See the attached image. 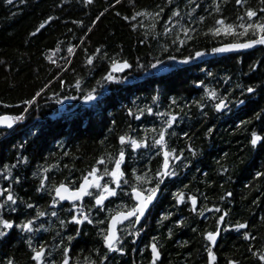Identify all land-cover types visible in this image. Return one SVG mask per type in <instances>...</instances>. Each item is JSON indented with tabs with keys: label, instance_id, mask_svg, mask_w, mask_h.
Wrapping results in <instances>:
<instances>
[{
	"label": "trees",
	"instance_id": "trees-1",
	"mask_svg": "<svg viewBox=\"0 0 264 264\" xmlns=\"http://www.w3.org/2000/svg\"><path fill=\"white\" fill-rule=\"evenodd\" d=\"M247 8L257 11L253 21L264 16L259 11L264 0H245L242 5L236 0H0V115L24 113L23 120L0 130V189L5 190L0 191V213L13 207L17 213L27 201L44 207L53 198V185L63 181L76 186L93 165L98 172L105 165L110 170L121 147L122 192L108 197L101 209L92 207L89 199L85 211H104L106 219L109 209L112 214L123 210L119 206L132 203L125 193L134 182L133 169L137 174L155 173L161 164L153 138L166 114H174L165 130L166 147L176 155L184 149L183 163L171 165L176 175L165 178L160 192L161 209L171 215L151 216L147 224L167 235L166 241H159L167 251L163 258L172 260L170 264H206L211 243L203 234L217 231L215 221L224 215L212 246L213 264H263L259 256L264 255V175L256 173L264 174V45L226 55L208 52L223 43L255 38L251 31L244 37L208 31L217 19H224L236 25L238 33L241 21L247 22ZM49 16L53 19L40 28ZM197 51L206 54L197 57ZM184 57L192 58L185 62ZM113 59L127 60L130 66L113 73L119 79L109 81L103 77ZM156 60L161 64L148 67ZM250 86L252 93L245 91ZM42 88L31 105L23 103ZM205 88L214 89L217 99L208 98ZM89 91L94 99L86 101ZM219 98L227 107L216 111L213 105ZM253 131L261 137L256 146L250 143ZM124 134L144 139L145 144L135 150L128 141L121 145L118 137ZM42 177H47L44 191L37 193ZM178 190L185 193L180 204L173 195ZM8 191L14 201H6ZM188 195L196 197L195 206ZM206 208L213 210L203 211ZM10 215L0 217L16 221V215ZM62 217L49 226L61 227V220L66 221L63 227L75 226ZM237 223L245 228L232 227ZM11 242L4 246L6 254L17 258L20 248ZM84 243L88 249L97 241Z\"/></svg>",
	"mask_w": 264,
	"mask_h": 264
},
{
	"label": "snow or ice",
	"instance_id": "snow-or-ice-1",
	"mask_svg": "<svg viewBox=\"0 0 264 264\" xmlns=\"http://www.w3.org/2000/svg\"><path fill=\"white\" fill-rule=\"evenodd\" d=\"M7 3H11L12 0H6ZM85 3H91L92 0H84ZM116 3H119V0H115ZM131 2V0H130ZM215 2V0H214ZM236 3L238 5H242L245 3V0H236ZM215 11H219V8L216 7L214 9ZM160 11H163L161 9ZM260 12H264V8H261L259 10ZM142 14H147V13H142V12H136L135 15L139 16ZM153 15H156L158 17L159 13H154ZM173 16L177 15V13L174 11L172 13ZM245 15L247 17V22L241 21V23L238 25V28L240 31L237 33L236 29L237 26L233 24L226 23L224 19H217L215 21L216 26L215 27H210L208 29L209 32L214 33L216 35H219L223 33L224 35H238L239 37H244L246 33L251 31L254 35L255 38L252 39H245L243 42H232V43H223L218 47H213L208 52L215 54V53H225V52H230L236 49H248L253 47L254 45H264V16L259 17L257 20L253 21L252 18L257 16V11L253 10L252 8H247L245 11ZM99 16H97L96 20L92 21V24H95L97 20H99ZM53 17L49 16L47 20H45L41 25L40 28L44 26L48 21L52 20ZM124 19H129V17H124ZM171 19V17H169ZM201 20L204 19V17L200 18ZM238 20H241V17H237ZM75 23L80 24V21H76ZM133 28H135V25H133ZM40 29L38 28L37 31ZM165 32L168 31V28L165 27L164 29ZM186 32L187 29H184ZM72 47L69 46L68 51L72 52ZM206 54L205 52L202 51H197L195 52V56L199 57L201 55ZM192 57H184V61L187 62L189 59ZM168 59H175V57H168ZM87 62L91 63L92 62V57L88 56L87 57ZM161 64L160 60H156L155 63L149 64L148 67L150 68H156L157 65ZM130 65L127 60H122V61H117L116 59L111 60L110 63V68L108 73L103 77V79L112 81V80H117L119 77L113 75V73L116 72H121L124 69L128 68ZM137 67H142L139 63L137 64ZM256 65L253 64L252 68H255ZM212 74L209 73V76ZM77 84L79 85V81H77ZM45 88L47 85L44 86ZM44 91V89H40L35 95L31 97V99L24 101V104L31 105L36 98ZM248 93H252L254 91L253 87H247L245 89ZM205 94L208 98H211L213 100L217 99V93L214 89H208L205 88ZM93 93L92 91H89L87 94L84 95L83 99L84 100H92ZM153 100H156L157 97L153 96ZM240 103V101H237ZM175 101H173V104ZM198 106L203 109L204 104L197 102ZM227 107V101L223 98H219L218 102L214 103L213 108L216 111H219L221 109H225ZM148 112H152L151 108H147ZM158 116H163L165 114L162 113H157ZM167 118L163 121V125L159 128L158 132H156L155 129L151 130L153 132H156L155 137L153 138V144L152 147L159 146V152L162 155V162L158 166L157 170L155 173H151L148 170L145 171L144 174H137L136 170L133 169V180L134 182L131 183L130 185V190L129 192H126L125 195H130L132 200L134 201V204L132 206H126V205H121L123 210L120 211H115V214H112L113 210L109 209V214L110 218L107 220V230L106 234H104V230H101V235L103 238V243L107 247L108 251H113L115 250L116 252H123L124 249L123 247H117V244L120 242V238L117 235V225L120 224L122 221H128L129 227L130 228H135V224L137 222L141 221V217L146 215V210L149 209L150 205H152L153 201L157 198L158 196V190L159 188L163 185L165 182L166 177H172L176 175V172L171 168L172 164H175L177 161H180L183 163V158H182V153L184 149H181V155H176L175 154V149L169 150L166 147V129H169V127L172 125L175 115L174 114H166ZM261 113H257V116H260ZM24 119V113H20L19 115H0V124L7 125V127L11 128L12 124L15 121L18 120H23ZM244 121H241V124H244ZM250 123V121H249ZM212 131L211 128L208 129V132L210 133ZM185 137H187V133L184 134ZM119 142L121 145L125 144L126 141L130 142L132 149H137L141 145L145 144L144 139L137 140L136 138L130 137L127 134L120 135L118 137ZM261 140V137L253 131L251 134V140L250 143L252 146H256L257 142ZM188 151L191 152L193 155H195V150L191 147V145L188 146ZM112 159V157H109ZM125 159V152L123 147L120 148L118 154L114 158V165L111 166L109 170V166L105 165V168L103 172H98L97 168L95 165L92 166V169L89 173L84 175L82 177L81 182L79 183L78 188H74L73 190H69L67 185L61 181L59 185H53L51 189H49L50 193L54 191L55 197H58L60 200H70V201H76L80 200L84 196H93V192L90 191V189H95L98 194H95L94 200L95 203L92 207L96 206H102L105 202V200L108 197L116 196L118 195V192L121 190L120 189V184H121V179L125 175L124 172L121 170V164ZM97 163H104L103 160H98ZM186 166V165H185ZM51 167V166H49ZM7 169V166H5ZM47 169H41V172L46 171ZM36 175V173H34ZM262 174L261 172H257L256 176L260 177ZM91 177V178H89ZM102 177H109L108 182H102ZM47 177H42L40 179V186L38 187L37 191H40L41 189L44 188L46 184ZM115 184L116 187H112L110 185ZM124 185H129L128 180H123ZM186 187V186H185ZM0 191H5L4 189H0ZM176 203L180 204L182 199L185 197V193L183 191L178 190L177 192L173 193ZM225 195H230V193H226ZM6 199L8 201H14V196L11 193V191H8V194L6 196ZM187 199L191 201L192 205L195 206L197 203L196 197L193 195H188ZM220 199H224V197H220ZM57 201L55 199L52 200V204H56ZM27 207H32L31 204L27 205ZM74 209L76 212L79 213V216L72 214L70 215V221L74 222L75 224L79 225L82 221H88L89 223H92L93 221L89 218L88 215L85 214L84 210L76 205H73ZM12 211H15V208H11ZM195 210V209H193ZM213 209H204L203 211H212ZM89 212L91 209L88 210ZM203 211L200 213L203 215ZM218 211V209H217ZM45 212L43 211H37L36 217L39 216H44ZM53 216L56 215L55 212L52 213ZM171 213L164 214L162 216V219H167L168 216H170ZM36 217H33L32 220L36 219ZM131 218V219H130ZM225 219L224 215H220L217 217L215 223L217 227V231H206L203 236L204 238L211 242L214 243L216 241L217 233L219 231L221 221ZM32 220H28L26 222H23L20 225H15L16 227H20L22 229H26L29 232L32 231L31 224ZM103 223V222H100ZM177 224H181L182 221H176ZM66 221L61 220L60 225L61 227L65 226ZM0 225H3V229L7 230L8 228L13 226V222L7 219H3L0 217ZM43 227V225H41ZM232 227L236 229H243L245 228V225L242 223H237L235 225H232ZM79 230V229H78ZM5 232L0 231V236H4ZM133 235H135V232H133ZM169 235H171V230L169 231ZM244 237L246 239L249 238V234L247 231L244 232ZM69 241L73 239V236L69 235L67 237ZM155 240V237L153 238ZM31 247V245H30ZM151 247V253H152V260L151 264H156V260L159 257V252L157 250V244L152 243L150 245ZM64 251V259L61 261V264H69V259H68V253L69 249L65 247L63 249ZM207 254H208V264H213V261H215L216 257L213 253V249L211 247L206 248ZM33 252V257L32 259L36 262V264H42L43 260V255L45 252V246L41 245L39 249L32 248ZM253 255H257V253H253ZM104 260V258H101ZM259 259L261 261H264V255H260ZM6 264H13V261L9 259ZM228 264H234L233 261H229Z\"/></svg>",
	"mask_w": 264,
	"mask_h": 264
},
{
	"label": "flooded vegetation",
	"instance_id": "flooded-vegetation-1",
	"mask_svg": "<svg viewBox=\"0 0 264 264\" xmlns=\"http://www.w3.org/2000/svg\"><path fill=\"white\" fill-rule=\"evenodd\" d=\"M79 183L80 182H78L76 186L67 187L70 190H73L74 188H78ZM110 186L116 187L115 184ZM122 186L121 182V190L118 194L122 192ZM162 187L163 186H161L158 190L157 198L153 201L152 205H150L149 209L146 210V215L141 217V221L135 224L134 229L129 227L128 221H124L123 223L117 225V235L120 238V242L117 244V247H123L124 251L122 253L116 252L115 250L111 252L108 251L107 247L103 243L101 230L103 229L104 234H106L107 220L110 218V215L105 219L104 211H91L89 213L85 211V204L89 199H92L93 203H95L94 196L98 193L94 188L90 189V191L94 194L93 196L86 195L82 199L75 202L62 203L55 197V193L53 191L52 200L55 199L57 201L54 205L51 200L47 205L40 208L39 206L34 207L32 203H28L27 201L19 205L17 213L16 211L1 212L0 215H2V217H11L10 214H13L16 215L17 219L16 221L10 220L13 222V226L7 230L3 229V226H0V231L5 232L4 236H0V255L3 256V258H0V264H6L9 259L13 261V264H36V262L32 259V248L39 249L41 245L45 246L42 264H61L65 255L63 251L65 247L69 249V264H151L152 253L150 245L152 243L157 244V250L159 252L156 264H170L172 260H169L166 256L165 259L163 258L164 254L167 255V251L165 250V247L162 246V243L161 245L159 243V241H166L167 235L165 233L162 234L160 232V228L149 227L147 225L151 216L161 217L165 213L160 206V203H162L160 201V192ZM37 189L38 187L36 188L37 193L44 191V188L40 191H37ZM6 201L8 200L6 199ZM29 204L32 205V207H30L32 210L27 207ZM133 204L134 201L132 200V203L129 204V206H132ZM73 205L81 207L85 214L88 215L93 222L89 223L88 221H82L79 225L71 222L70 215L75 214L79 216V213L75 211ZM103 206L104 204L102 206H96V208L101 209ZM38 210L45 212V215L36 217ZM53 212L56 213L55 216L52 215ZM57 216L67 218V223L75 226L57 228L49 226L50 222L54 224L56 223L55 218ZM33 217H36V219L32 220ZM28 220H32L31 232L14 226V223H16V225H20ZM84 223L89 226L83 227L82 224ZM41 225H43V227H41ZM133 232H135V235H133ZM69 235L73 236L71 241L67 239ZM89 236L90 238H87ZM154 237L155 240H153ZM217 237L214 243L210 242L211 248L216 244ZM86 239L89 241L91 239H95L97 244L92 245L91 248L87 247L88 249H85L86 245L84 240ZM5 241L7 243L8 241H12L11 245H13L14 242L17 243L20 248V253L17 258L11 254H6L7 250L4 247L6 244ZM4 252L5 254H3ZM205 252L206 264H208V254L207 251ZM102 257L104 260L101 259Z\"/></svg>",
	"mask_w": 264,
	"mask_h": 264
},
{
	"label": "water",
	"instance_id": "water-1",
	"mask_svg": "<svg viewBox=\"0 0 264 264\" xmlns=\"http://www.w3.org/2000/svg\"><path fill=\"white\" fill-rule=\"evenodd\" d=\"M255 46V45H254ZM253 46V47H254ZM253 47H251V48H248V49H236V50H233V51H230V52H225V53H219V54H222V55H226V54H234V53H239V52H243V51H248V50H251V49H253ZM12 126H13V124H12ZM5 128H9V127H7V125H3V124H0V130H2V129H5ZM89 178H91V177H89ZM81 182V181H80ZM79 187V186H78ZM70 190V189H69ZM55 195V194H54ZM85 197V196H84ZM56 198H58V197H56ZM83 198V197H82ZM81 198V199H82ZM59 199V198H58ZM60 200V199H59ZM77 201V200H76ZM60 202H62V203H67V202H75V201H70V200H67V199H65V200H60ZM124 221H122V222H120V223H123ZM107 227H108V225H107Z\"/></svg>",
	"mask_w": 264,
	"mask_h": 264
},
{
	"label": "rangeland",
	"instance_id": "rangeland-1",
	"mask_svg": "<svg viewBox=\"0 0 264 264\" xmlns=\"http://www.w3.org/2000/svg\"><path fill=\"white\" fill-rule=\"evenodd\" d=\"M93 99H94V98H93ZM93 99H92V100H93ZM1 226H3V225H1Z\"/></svg>",
	"mask_w": 264,
	"mask_h": 264
}]
</instances>
